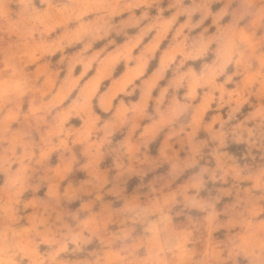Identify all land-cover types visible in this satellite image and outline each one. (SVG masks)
Here are the masks:
<instances>
[{"label":"clouds","instance_id":"1","mask_svg":"<svg viewBox=\"0 0 264 264\" xmlns=\"http://www.w3.org/2000/svg\"><path fill=\"white\" fill-rule=\"evenodd\" d=\"M0 264H264V0H0Z\"/></svg>","mask_w":264,"mask_h":264}]
</instances>
